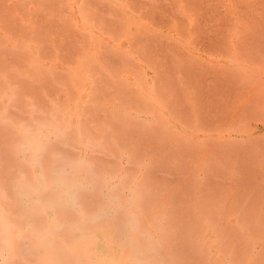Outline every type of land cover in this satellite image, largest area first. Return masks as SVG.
Instances as JSON below:
<instances>
[{"label": "rangeland", "instance_id": "obj_1", "mask_svg": "<svg viewBox=\"0 0 264 264\" xmlns=\"http://www.w3.org/2000/svg\"><path fill=\"white\" fill-rule=\"evenodd\" d=\"M15 59L16 65L12 61ZM20 59L21 63L24 62L21 66L19 63ZM3 64L6 65L4 66V70L1 68ZM8 65H10L8 70L11 69L10 71L12 73L14 71L11 75L7 74V69L5 71ZM37 67L41 71L38 70ZM31 72H33V75L37 74L38 76V73H40V75L37 78L36 75H34L35 79L33 80L34 76L31 75ZM19 74L22 75L19 76ZM23 75L24 77H22ZM23 78L32 82L25 81L28 85L34 84V86L39 88L36 87L34 91V86H31L33 90L28 86L30 88L28 89L26 87L27 84H24ZM15 81H19L18 84L23 81L18 87L22 86V88L24 87L23 89L27 88L29 93L31 90L34 91L33 94L35 96L37 95L36 97L31 96L33 95L32 93L26 95V90H23V93L20 88L24 94V98L22 95V97L18 96L16 100L21 101L19 98H23L24 101H28V105L24 102L26 107L25 104L22 103L25 109L23 105H21L23 107V112L19 111L22 109H20L21 106L19 105L21 102L17 104L20 107L16 105L19 109H17L16 106H12L17 103L15 102V97L17 98V91L20 90L14 91L18 88V84ZM50 83L52 86L49 88L47 86L51 85ZM0 84L4 85V87L0 86V105L2 106V108H0V110H2L0 112V128L3 130L2 132L0 129V132H2L0 134V139L2 140L0 141V151L5 152H3V157L6 156L9 158V155L11 156L12 153H15L13 146H15V144L20 145V143H18L19 137H17V140L14 138L16 135L19 136L22 130L26 129V122L28 121L29 123V120H32L31 117L37 116L39 112L43 115L49 113L57 114L65 105H68L67 107L65 106L68 110L71 109L70 106H74L75 108L69 111L72 117H75V119L78 117V119L73 122L77 126H71L74 130L80 126V128H83L82 126L86 124L87 127L85 126L84 128H86L85 130L90 134L97 130V132H95L96 135L100 132L102 133L100 136H106V138L103 136L106 140L103 137L100 138V136H95L96 139L94 140L91 136L95 133L91 136H89L90 134L87 132V134L85 133L82 135L83 138L85 137L84 140L88 146L86 147V145L83 144L84 147L82 152H77L85 159L88 157L89 160L92 153L94 156L98 157V155H102L101 153L108 154V152H110L109 158L112 160L115 153L114 151H116L115 148L127 142V139H129L128 137L132 139H129L131 142L129 141V145H127V147L125 146L126 148H116L119 151L120 160L116 161L118 158L116 159L114 157L116 160H113V162L116 161L117 164L109 160L117 166L120 165V170L118 167H114V169L120 171L117 172L113 169L114 165L112 164V166L109 162L111 166L108 167L117 172L112 178L111 184H116L123 174L127 177L129 176L127 168L125 169L123 166L125 167L127 159H133L132 156H137L135 159H139L138 161H140V163H136L135 159L132 163L131 161L128 163L132 164V166L138 163V165H141L138 166L140 171L136 174L137 178H133L135 174L134 176L131 175L133 177L130 176L133 178V186L135 184H140L137 183V181L139 182L140 179V181H142V178H140L142 173H145L144 176H146L145 179L142 175L144 181L147 180L149 174L148 172L146 173V169H148V166H152V163L149 164L152 161L150 160V156L153 154V157H156V155L158 156L160 153L161 156L163 155L162 157L171 155L169 153H163L164 150L166 152V149H164L165 147H162V144L166 146L163 142H166L168 146L170 145L169 148L174 144L173 148L170 149L166 146L168 148L167 150L172 149L173 151L175 149L174 151H176V153L179 152L178 154L185 153L184 156L192 153V149H190V153L186 151L183 152L187 147L183 146L181 148V146L177 145L178 140L180 145V139H177L175 135L177 133L178 138L181 136L186 142H194L195 145H198L193 146L194 148L190 147L193 148V150L197 148L195 150L196 155L200 152L198 147L200 149L203 148L201 150H203V154L205 153V155H212L213 157L216 155L214 159L217 161L216 166L217 164L219 166V169L217 168L219 170V188L223 195H226V200L231 198L235 208L234 217L244 220V224H240L239 227H243L241 232L243 234L242 238L247 240L251 246V262L252 264H264V0H0ZM40 86L42 87V91H40ZM123 86L126 88H123ZM15 87L17 88L14 89ZM115 88L116 91H114ZM128 88V93H130V89L131 91L134 89L133 91H135V93L138 91L134 97L136 100H138V97L140 101L143 100L140 102L141 104L144 101V105L150 102L151 105L149 104V106H151V110H153V107L158 108V113L163 117L162 120L160 119V121L156 123L153 119V111L152 113H148L149 107H145L146 109H144L146 111H143L144 109L141 107L143 105H136L138 101L135 100V103L134 99L132 100L134 105H132L133 102H131L130 99L134 94L131 93L128 94L127 97H124L126 93L125 90H128ZM98 89L103 90H100L99 93ZM72 90L74 94H72ZM37 91H40V93L35 94ZM52 92H55L53 93V97L55 96L59 99V96L62 95V97L60 96V100H65V102L61 101V103H59L60 101L58 100V104L56 103L58 107L54 109L46 104L47 102L50 105L49 100L52 98ZM95 93L102 95L101 97L104 99ZM116 93L118 96L114 95L113 97L112 94ZM70 94L73 95L71 99L75 97V102H71L73 100H68ZM106 94L108 97L105 96ZM39 95L41 98L44 97L43 101L39 99L41 101L40 104L42 102V104H44L46 101L45 104L48 106L47 108L51 107L48 109V112L46 110L47 108L45 109L46 106H43L44 108H42V106L40 109L38 108L39 103L37 102L39 101L36 102V100H38V97L40 98ZM88 96L90 98H95V96H97V98L100 97L99 101H97L98 99L94 100L98 103H101L100 100L102 99L103 105H101L103 107L100 106V108H102L103 111L99 107L96 109L100 110H98L100 116L99 113L94 114L96 115L95 117L89 114L88 110L90 107L92 106L90 109L92 110L98 106V103L96 102L95 104L92 98L90 99ZM116 96H120L121 98L123 96V101H126V99L130 100V102L126 101L125 104L123 103L122 105H126V108L129 107L128 110L125 109V107H123V109L122 106L120 108L118 107L122 102L117 100ZM32 97L35 99L34 102H32ZM76 97L79 98V100ZM109 97L112 98V101H114V99L117 101L111 102ZM88 98L92 101V105L88 104L90 103ZM107 99H110L109 102ZM10 100L11 102L14 101V103L12 104ZM85 100H88L87 103H85ZM35 102L38 105H36ZM93 104L95 107H93ZM130 105L134 106L135 109L131 108ZM137 106H140L142 110ZM85 107L86 109L89 107L86 111L88 113L84 112L85 109L82 110V112L86 115H81V109ZM35 108L36 112L33 113ZM26 109L29 113L26 111L24 112ZM42 109H44L47 114L45 111L43 112ZM9 110L10 113L7 112ZM92 111L93 113L97 112L95 110ZM117 111H120L119 114ZM106 112H112L109 114L111 115V120L114 118L116 119L118 116L117 119L119 121L116 122V125L124 120V122L122 121L121 123H123L127 129L124 128L125 126L123 125V127L121 123L119 124L123 127L121 128L119 126L122 132L119 133L115 131V133L117 132L116 134L118 135L123 133L124 135L122 134L123 136H121V138H119L120 135H116L118 139L127 137L125 134H128V128L131 133L133 130L130 128L134 129L135 132L137 127L140 128V125L145 124L148 128L146 126H144L145 128L142 127L143 129L140 130L138 128V131L142 130L141 132L144 136L142 138L146 139V137L150 136L151 134L147 136L149 132L154 135L163 133L162 137L161 135L160 137L162 139L165 138L164 140L159 138L158 135L156 136L159 139L156 138L157 142L160 143L156 144V147L159 145L164 150L160 148V150H162L159 153V149H157V154H154L155 150L150 151L152 146L155 148L153 144L157 143L156 141H153L154 143L152 142V140H154L152 139L153 136L148 137L149 140L148 138L146 140L140 138L142 142H144V140L147 142V140L150 141V139H152V146L148 145V147H151L148 148L147 146H142V144L140 145V147H147L146 149H149L147 150L149 152L144 153L145 149L142 150V147V149L137 148L138 151L141 150V152L139 151L141 156L144 154H151L150 156H146L149 158H144V156H142L144 160H141L138 158L140 157V155L138 156L140 153L135 149L140 140L137 142L134 138L136 141L135 143L134 139L131 138L132 136H130L134 133L132 132L128 134L127 141L122 139L124 143L120 140L122 142V144H120L121 142L116 139V137H113L115 135H112L114 130L111 129L113 132L108 131L110 130L109 124H111V121H104L105 119H102L106 116ZM116 112L118 114L117 116ZM34 114L35 116H33ZM40 116L42 115L40 114L38 117ZM81 116L84 117L81 119ZM13 117L14 119L18 118L22 121L18 123L17 119V121L14 120V122L12 120ZM27 117L29 120H27ZM88 117L91 118L88 121L97 119L95 120L96 123H98L97 121L101 118L103 121H101L100 124L105 127L104 130H101L103 127L100 125V128H102L99 129L101 131H98L96 128H99V125L97 124V126L95 121H91V125H87L88 123L86 122H88ZM111 117H113V119ZM126 118H128V121L130 119L131 121H133V119H139V123L141 121L143 122L138 126L139 123L133 121L134 127H136L134 128L132 126L133 124H130L131 121H129V123ZM24 119H26V121H23ZM83 120H86V122L84 123ZM125 121L128 122V125ZM82 122L84 125H81ZM114 124L115 122L113 120L111 126ZM152 124L156 128L158 126L161 128L162 125V127H164L163 132L162 129H159L161 130L159 133L156 132L159 127L157 130L155 129V131V127ZM1 125L5 127L10 126V130L3 126L1 127ZM93 125L97 126H95V130L91 132L88 131V127H93ZM91 127L89 130L93 129ZM116 127L117 126L113 129L116 130ZM41 128L51 130L53 126L52 124L42 123ZM118 128L117 130H119ZM124 129H126L125 132ZM166 130L171 133H167ZM4 131L10 135H5L7 133H4ZM144 131L146 133H144ZM107 132H109L111 136L106 134ZM141 132H139L140 135ZM154 132H156V134ZM172 132L175 135V139L173 138L174 135L172 139L169 137V134L172 135ZM139 133L138 136L141 137ZM144 134H146V136ZM107 135L110 136V138L108 137L110 142ZM136 135L134 134L133 136L137 137ZM4 136H13L12 140L9 139L13 143L17 141L18 144L14 143V145H9L10 140L8 141V137L3 139ZM76 137L78 138L77 135L73 138L77 139ZM75 139H72L74 143L77 142ZM101 139L107 144L114 141L112 144L115 145V148L113 149L114 146L111 144L112 148H107L105 142L103 143H105L106 147H103V143L101 142L103 140ZM116 141L119 142L117 143ZM185 141L184 143H186ZM4 142H6L5 145H7L8 142L10 147L8 145L7 147L4 146ZM172 142L174 143L172 144ZM181 142H183V140ZM200 144H204V146L200 147ZM110 145L108 147H110ZM186 145L190 146V143ZM191 145H193V143H191ZM133 146H135L134 149ZM69 147L73 150L72 153L75 154L76 152L74 151L76 150L72 149L71 146ZM128 147L136 151L134 152L131 150L132 152L129 153L130 149ZM176 147H179V149L181 148L182 150H180L182 152L177 150ZM93 148L97 154L99 153L98 155L94 154ZM98 148H105V152H98L96 150ZM69 149L68 151H71ZM127 149H129L128 152ZM111 150H114V153ZM21 151L22 150L17 152V155L16 153L14 156L12 155L13 158L11 156V160L8 159L10 162H8L6 167H8L9 173L6 171V168L4 169L1 167L3 160H6V162L8 160L5 159L6 157L2 160L0 159V174H2V172L4 174L5 172L6 175H9H5L2 178V174L1 178H5L4 180L7 179L4 182L11 179L9 181L10 183L7 182L10 185L13 183L12 180H14L15 174L19 171H25L23 170L24 168L27 169L26 165L23 166V163L20 162L22 161L20 158L22 154ZM142 151H144V154ZM89 152H92L91 156ZM136 152L138 154H136ZM67 153L69 154V152ZM78 153L75 155H78ZM176 153L174 152L171 157L174 155L176 156ZM164 154H167V156H164ZM94 156V160L91 158L92 160L90 161L93 163L98 162L97 164H99L103 163L105 157L108 155H104L105 157H103V155L102 157L99 156L101 162L96 161L100 158L97 159ZM174 157H172V161L175 159L173 164H177L178 167L181 163L182 166V159L181 161L179 159V162L175 163L177 159ZM0 158L2 157L0 156ZM16 158L19 163L16 161ZM102 158H104L103 162ZM158 158V160L157 157L154 158L157 162L152 161L154 165H157L156 163L159 165L158 161H160V157L158 156ZM163 159L164 158L161 159L162 162L160 161V167L164 168L168 164L167 161L170 158L167 160L164 159L167 163ZM184 159L186 160L187 158ZM14 160L17 162L15 164L18 165L16 166L12 163L16 167L14 168L13 165L9 167ZM134 162L136 163L135 165L133 164ZM141 162H143V164ZM104 163L106 166L103 165L102 167H106L110 170L107 167L106 160ZM161 163H163V165H161ZM169 163L172 162L169 160ZM130 164L126 167H132ZM204 164L205 163L201 166L205 167L206 165L204 166ZM154 165L152 166L153 168ZM190 165L191 164H189V166ZM2 166L4 165L2 164ZM157 166H155V168ZM167 166L165 167L166 169ZM169 166V172L165 173L166 176H168L167 178L163 177L165 179H159V176L155 174V176L158 177V181L166 179L169 181L171 175L168 174L170 171L173 170L172 172H174L176 169V167L173 169V166ZM20 167L24 168L21 170ZM136 167L137 166H135V168ZM19 168L20 170H18ZM132 168L133 170H130V172L138 170L134 167ZM163 168L160 169L162 170ZM178 168L180 169V167ZM178 168L177 170H179ZM12 169H14L12 171L14 175L10 174ZM105 170L106 169H103L105 175H108V170ZM154 170L151 169L149 173L152 172V174H154L156 171ZM14 171H16V173ZM157 171H159V169ZM164 171L165 170L161 171L162 173L159 171L161 175L163 174L162 176H165ZM152 174L151 176L149 175V177H151L150 180H147L149 184L153 178ZM10 175H12V177ZM156 177L155 179L153 178L155 182H157ZM144 181L141 183L143 184ZM4 182L2 180L3 184ZM173 182L171 181L172 184H174ZM152 183L148 185L145 182L143 185L144 187L147 185L153 186ZM157 183L159 184V182ZM167 183H162L161 181L160 186L164 184L163 187L166 190L172 188L170 184ZM178 184L181 186V183ZM176 185L177 184H174L175 188ZM5 186H7V184ZM148 186L146 188L152 191L153 187L148 188ZM144 187L143 189H145ZM173 188L171 193L169 192L171 189H168L169 191L167 192H169L170 195L174 193L172 197L175 198L174 195H176V190ZM146 191L145 189L144 192ZM141 194L142 193H138L134 199H137ZM238 231L240 232V230ZM238 241L240 240H237V243ZM258 254H262V257ZM258 257H261V259L258 260Z\"/></svg>", "mask_w": 264, "mask_h": 264}, {"label": "bare ground", "instance_id": "obj_2", "mask_svg": "<svg viewBox=\"0 0 264 264\" xmlns=\"http://www.w3.org/2000/svg\"><path fill=\"white\" fill-rule=\"evenodd\" d=\"M16 59L12 60L15 63V65H16V62H15ZM17 60H19V59H17ZM19 63L21 66V64L23 65L24 62L21 63V59H20ZM19 63H18V67H19ZM4 66H6V65L3 64V67L1 66V68H3V70H4ZM9 66L10 65H8L7 68H5V71L7 69V71L10 72V73L7 72V74L11 75L14 73V71L12 70L13 71V73H12L10 71L11 69L8 70ZM37 69L40 70L38 67H37ZM16 72H17V70H16ZM19 72H21V71H19ZM31 73H32L31 75H33V72H31ZM38 74L40 75V73H38ZM21 75L19 74V76H21ZM24 75L22 77H24ZM34 75H36V78L39 76V75L37 76V74H34ZM34 79H35V76H34L33 80ZM17 80H19V79H17ZM36 80H38V79H36ZM25 81L28 82L29 80L24 79V84L25 83L27 84L26 87L28 89H30L28 86H30V87L34 86V84L28 85V83ZM18 82H16V83L18 84ZM22 82L19 84L21 85ZM29 82H31V81H29ZM19 84L17 85V87L19 86ZM117 85H118V83H117ZM0 86L4 87V85H2V84H0ZM50 86H52V84L48 85L47 87L50 88ZM6 87H7V85H6ZM17 87H15L14 89H16ZM34 87H35V89H34V91H35L37 86H34ZM20 88L22 89V91L23 90L27 91V93L25 91L26 95L34 93V91H31V90H33V87H31L30 93L27 90V88L23 89L24 87L22 88V86L18 87L14 91H17ZM37 88H39V87H37ZM123 88H126V87L123 86ZM21 89L17 91V98L15 97V100L18 99V96L22 97V95L24 98V94H23L24 91L22 93ZM118 89H121V88H118ZM0 90H1V87H0ZM100 90H103V89H98L99 93H100ZM123 90H125V89H123ZM133 90L131 91V89H130V93H128L129 88H128V90H125L127 95L124 91V93H125L124 97H127L128 94H131V93L134 94L132 96L129 95L132 97V98L129 97V98H131L130 99L131 102H133L132 101L133 99H134V101L136 100L134 96H135V94L138 93V91H136V93H135V91H133ZM20 91L22 94L20 93ZM40 91H42V87H41ZM40 91H37V93H35V94L40 93ZM79 91H81V90H79ZM114 91H116V88ZM49 93H50V91H49ZM53 93H55V92H52V95H51L52 98L49 100L50 105L46 101L45 102L48 106H51L54 109V108L58 107L57 106L58 100L60 101L59 103H61V101L65 102V100H60L62 95H60L61 97L59 96V99H58V97L57 98L55 96L53 97ZM106 93H107V90H106ZM111 93H112V91H111ZM119 93H120V91H119ZM121 93H122V90H121ZM47 94H48V91H47ZM72 94H74L73 90H72ZM95 94L99 95L98 93H95ZM103 95H104V93H103ZM114 95H117V93L112 94L113 97H114ZM31 96H35V95L33 94ZM41 96H43V95H41ZM41 96H40V98L39 97L37 98L38 100H36V102L39 101V102H37V103H39V105L36 102H35V104L39 106L38 107L39 109L41 106H42V108H44L43 106H46L45 107V109H46L48 106L45 104V102H44L45 105L42 104L43 102L41 103L42 105L40 104V102L43 101V98H44V97L41 98ZM69 96H70V98L68 97L69 101L70 100H73L71 102L76 101L75 97L73 99H71L73 97V95L70 94ZM93 96H94V94H93ZM99 96L101 97L102 95H99ZM105 96H107V94ZM100 97L97 98V96H95V98L94 97H91V98H92V101H94L95 99L96 100L98 99L97 101H99ZM124 97L122 96V98H124ZM23 98H19L21 101L16 100L15 102H17V103H15L14 105H12L14 103V101L11 102V100H10V102L12 103V104L11 103L10 104L12 106H16L17 104H19V102H21L19 104L21 106V105L25 104L24 102H26L23 100ZM32 98H33L32 102H34L35 99H34V97H32ZM89 98H88V100L90 101V103H88V104L92 105V101L90 100L91 98L90 99ZM101 98H103V97H101ZM122 98L120 96L116 98L117 100L122 102L118 106L119 108L123 105V103L125 104L126 101L130 102V100H128V99H126V101H123ZM39 99H42V100L40 101ZM77 99L79 100V98H77ZM110 99H111V102H114L116 100V99H114V101H112V98H110ZM137 99L138 100H136V101H138V102L136 103V101H135V103H136V105H140L141 104L140 102L143 100L140 101L139 97ZM141 99H142V97H141ZM13 100H14V98H13ZM22 100H23V102H22ZM101 100H100L101 103H98L96 101L98 103L97 107H95V105L93 104L94 105L93 107H95V108H93L92 110H95L97 112L93 113V111L90 110L92 106L90 107V109L88 107V109L92 113L88 109H86V107H85V108L81 109V113H82L81 115H83L84 112H86L88 110V112H89V114H91V116L95 117L96 115H94V114H97V113H99V116H100V112H99L100 110L98 109L99 110L98 111L96 109L98 107L100 108V106L103 105V102ZM109 100H108V102H109ZM87 101L85 103H87ZM27 102H26V104L28 105ZM96 102H95V104H96ZM129 102H128V105H129ZM83 103H84V101H83ZM144 103H145V101L141 104L143 106H141V105L140 106L143 107V109L145 107H149L150 109L148 108V111H147L148 113L149 112L152 113V111H153V119L156 121V123H158L160 121V119L162 120L163 117H162V115H160L158 113V111H159L158 108L153 107L152 108L153 110H151V106H149V104L151 105V103L148 102L146 104L147 106L144 105ZM10 104H9V106H10ZM26 104H25V107H26ZM19 105H17V106H19ZM132 105H134V102L132 103ZM17 106H16V108H17ZM65 106L67 107L68 105H65ZM65 106L63 108H61L57 114H50V113L47 114L46 111L44 109H42L43 112L45 111V113L47 115H43L41 112H39L38 115L36 114L37 116H35V114H34L33 116H35V117H31L32 120H29L28 119L29 116H28L27 120H29L30 122L29 123H28V121L26 122L27 123L26 129L22 130L19 133L20 134L19 136L16 135V137H15V133H14V137H15L14 139L17 140V137H19L18 143H20V145L15 144V146H13L16 155H17V152H19L20 150H23L26 147V146H24V143L26 141L28 142L27 149H29L28 151H30V154L27 157V159L24 158L22 161H20L23 163V166L25 164L27 167V169L22 167V168H24L23 170H25V171L27 170V171L26 172L25 171H19L17 174H15L16 176H15V178L13 177L14 180H12L13 183L11 185L7 183L11 179L10 180L8 179L7 182H4L7 179L6 180H4L5 178L2 179L6 175L5 172L3 174V172L1 171L3 174L2 178H1L2 174H0V178H1L0 179V264H252V262H251V246L247 240L242 238L243 234L241 232L243 230V227H241V228L239 227L240 224H242V225L244 224V220L240 219V218L236 219L234 217L235 208H234V205L231 201V198L226 200L227 199L226 195H223L222 191H220V188H219V176H218L219 175L218 174L219 166H218V164L216 166L217 161L214 159V157L216 155L214 157L212 155H210V156L207 154L205 155V153L203 154V150H201L203 148L200 149L199 147H198V149L200 152L196 155L195 150L197 148L193 150V148H194L193 146H198V145L197 144L195 145L194 142H189V141L186 142L183 137H182L183 139L181 138V136H180V138H178V135H177L178 133L176 132L177 134H175V135L177 136V139H180V145H179V140H178L177 145L181 146V148L183 146L187 147V148L184 147L186 149L183 150V152L186 151V152L190 153L191 152L190 149H192V153H193V155H192V153H190V154H187L186 156H184L185 153H182L183 154L182 155L181 153L178 154L179 153L178 151H177L178 153H176V151H174L175 149L173 150L178 155V156L176 155L177 157L175 155H174L175 157L172 156V157L177 159V161L175 163H178L179 159H180V161L182 159V162L184 163V164L182 163V166L180 163V165L178 166V167H180V169H179L177 167V164H173V161L175 159L172 161L171 155H173L174 152L172 151V149L167 150L170 145L168 146L166 142H163L164 144H166V146H168V148H167L166 146H164L162 144V147L163 148L165 147L164 149H166V152L159 145H158L159 148L156 147V144H160L157 142L158 137H156V136L158 135L159 138H161L163 133L154 135L148 131L149 133L147 134V136L151 134L150 136H153L154 138L152 137V139H154V140L150 139V141H148L149 140L148 137H150V136H148V137H146V139L148 138V140L146 142L145 141L146 139L142 138V137H144L142 132H141L142 130L138 131L139 127H137V129H135V132L137 131L136 133L134 132V129L130 128L131 130H133L132 132H134V133L131 132L132 133V135H130V136H132L131 138H133V139L135 138L137 142L140 140V138L142 140L145 139L144 142H142L140 140L141 143L138 142L137 147L133 146V149H134V147H135V149H137V148L142 149L143 148L142 150L145 149V152L142 151V153L143 152L144 153L149 152V151H147L149 149H146V148L148 147V145L152 146V142L156 141L157 143L153 142L154 143L153 145L155 146V148L153 146L152 147L149 146V147H151L150 151L155 150L154 154H157V152H156V151H158L157 149H159V153L163 149L164 150L163 153L171 154L168 156H167V154H164V156H167V157H162L163 155L161 156V153H160V155L158 154V156L160 157V161L162 158H164L166 160L168 158H170L169 160L172 163H169V160H168L167 165L169 166V164H170L169 167L173 166V169H175L174 167H176V169L174 172H172L173 171L172 170L168 174V175H171L170 178L172 179L171 180L169 178V181H168V179H166L168 181V183L166 180H159L158 181V177H156V176H159V179H162L163 177H165V178L168 177L165 174V173L169 172L168 171L169 168L166 165V163H167L166 160L163 159L166 162V163L164 162V164L167 166V169L165 168L166 167L165 165H164L165 166L164 168L160 167V161H158L159 165H158V163H156L160 168H163L161 170L157 165H154V162H157V160L159 159L157 155H156V157H157V160H156V159H154L156 157H153V154H152V156H150L151 154L148 155V154L143 153L144 155H142V156H144V158L146 156H150V158H151L150 160L154 161V162L151 161L149 163V164L152 163V166L154 165V168H155V166H157L160 172L165 170L164 171L165 176H162L163 174L161 175L160 172L157 171L158 169L156 170L157 167L155 168V170L158 173L154 170V168L151 165H150V167L148 166V169H146L147 170L146 173L148 172V174L150 176L152 174V172L149 173V171H151V169L156 172V173L154 172V174H152L153 175L152 177L154 179L156 177L157 178L156 180H157V182H159V184L157 182H155V180L152 178L151 179L152 181H150V184L153 182L152 183L153 186H148L150 184L147 183V180L148 179L150 180L151 177H149V175L146 174V175H148L147 180L144 181L143 178L145 177V179H146V176H144L145 173H142V175L144 176L143 177L141 175V177H140V178H142V181H140L141 179L139 180V182L137 181V183H140V184H138V185L135 184L133 186V180L132 179L137 178L136 174H138V172L140 171V168H138V166H141V165H138L140 163V161H138L139 159L138 160L135 159L137 156L136 157L132 156L133 159H127L125 167L123 166V168H125V169L127 168L128 171L127 170L126 171L128 172L129 176L127 177L125 174H123V175H121V179H119V181L116 184H111V180L114 177V175L117 174V172H120V171H118V169L120 170V168H119L120 165L117 166V165L113 164V163L117 164L116 161L120 160V158H119L120 156L118 154L119 151L117 149L118 148L121 149L120 147H122V148L125 146L127 147V145H129L128 144L129 141L132 140V139H130V137H128V134H131L129 128H128L129 132L126 131V132H128V134H125V136L127 135V137L130 140L127 139V137L122 138L124 140H126V139L128 140V141L126 140L127 142H125V143L122 139H118L119 135H120L119 138H121V136H123L124 134L122 133L123 135L122 134L118 135V134H116L117 132L115 133V131H118L119 133H121L122 132L121 128H123L125 126L123 123H121L122 121L124 122V120H122L121 122H119L116 125V122L119 121L117 119L118 118L117 115L119 114L120 111H117L118 114L116 112V116H117L116 119L115 118L113 119V117H111L115 122L114 125L117 126L116 130L113 129L115 127L114 125H113L114 127L111 126L113 123V120L110 119L111 115H109V114H111L112 112H110V113L106 112L107 114H105L106 116H104L103 118L101 115V118L105 119L104 121H106V120L109 122L111 121L110 122L111 124H109L110 130H108V131L111 132L112 130H114V132L112 131L113 134L111 133L112 135H115L113 137L114 138L116 137V139H118L119 141L121 140L124 143L123 145H120V144H122V142L120 141L121 142L119 144L120 146H118V144H117L118 147H116L117 148L116 149L115 145L112 144V143H114V141L111 140L112 142L110 144L113 145L114 146L113 149L115 148V150H116V151H114V150H111V151L112 152L114 151L115 153L118 151L117 152L118 155L117 154L115 155V153L113 152L114 157L116 159L118 158L117 160L114 159V157L112 158V160H110V158H109L110 152H108V154L101 153L103 155V157L108 155L107 157H105L107 167L108 166L110 167L112 164L114 165V166L112 165L113 169L115 166L118 167V169H114L115 171H117V172H115L113 169H111L109 167L108 168L110 170H108L106 167H102L103 165H105V163H104L105 160L103 162L104 158H102V162L104 164L103 163L97 164L98 162L93 163L92 161H90L92 159L94 160V158H93L94 155L92 152H91L92 156H91V153L89 152V155L92 158L91 159L90 156L88 155L90 158L89 160H88V157H87V159H85L84 157H82V155H80V153L82 152L83 147H84L83 144L86 145V147L88 146V144L84 140L85 137L84 138L82 137V135H84L87 132V130H85L86 128H84L86 126V124H85V126H82L83 128H80L81 127L80 126L79 128H75V130H74V128H72L71 125L72 126L74 125L73 122H75L76 119H78V117H76V119H75V117H72V115L69 113V111L71 109H75V108H74V106H72L73 108L70 106L71 109L68 110V109H66ZM86 106H87V104H86ZM125 106H122V108ZM140 106H137V107L139 108ZM19 107L17 109H19ZM23 107H24V105H23ZM23 107L21 106L20 109L21 108L22 109L19 111L23 112ZM25 107H24V109H25ZM51 107L46 109L47 112H48V109H50ZM118 107H117V109H118ZM126 107H125V109L128 110L129 107L128 108H126ZM141 107L139 108L140 110H142ZM0 108H2L1 105H0ZM36 108L33 111V113L36 112ZM38 108H37V110H38ZM114 108H116V107H114ZM131 108L135 109L134 106H131ZM53 109H51V110H53ZM100 109H102V108H100ZM145 109L143 111H146ZM82 110H85V111L82 112ZM110 110H111V108H110ZM1 111L2 110H0V112ZM25 111L29 113V111L27 109L24 110V112ZM102 111H103V109H102ZM7 112L10 113V110ZM88 112H86V113H88ZM9 113H8V115H9ZM24 114H26V113H24ZM40 114L42 116L38 117ZM84 115H86V114H84ZM107 116H108L109 120H108ZM6 117H7V115H6ZM82 117H84V116H81V119H82ZM101 118L99 119V121H97L98 123H96V121H95L97 119L91 120V121H95L96 125L97 124L99 125V126L97 125L99 128H96V129H98V131H101V130L103 131L105 128L100 124V122L103 121V120H101ZM128 118H130V117H128ZM128 118H126V120ZM17 119H14V117H13L12 120L17 121ZM89 119H91V118L88 117L87 121ZM121 119H123V118H121ZM19 121H22V120L18 119V123H19ZM23 121H26V119H24ZM91 121L86 122V120H83L84 123L85 122L88 123L87 125L92 123ZM129 121H131V119ZM133 121L134 122L137 121L136 123H139V119H136V120L133 119ZM133 121H131V123L130 122L129 123L132 125ZM83 122L81 123V125H84ZM109 122H107V123H109ZM128 122H126V124ZM142 122L143 121H141L138 124V126ZM164 122L167 123L166 121H164ZM42 123L52 124L54 126L53 131H52L54 133V138H45V140L43 138L40 139L39 134H40L41 128H39V127H40V124H42ZM120 123L122 124V126L123 125L124 126L121 127L119 125ZM16 124H17V122H16ZM167 124H165V125H167ZM96 125H93V127L89 126L88 127L89 129H90V127L93 129H91V130L88 129V131L91 132V131L95 130ZM100 125L103 127V128L101 127L102 129L100 128ZM2 126L3 125H1V127ZM132 126L134 127L135 125L133 124ZM144 126H146V125L145 124L140 125L139 130L143 129L142 127H144ZM3 127H5V126H3ZM9 127L10 126L5 127V128H8V130H10ZM23 127H24V125H23ZM106 127H107V125H106ZM111 127H113V128H111ZM158 127H157L158 130L162 129V132H163L164 127H162V125H161V128H160V126H158ZM5 128H3V129H5ZM117 128L119 130H117ZM124 128H126V126ZM134 128H136V127H134ZM157 128L155 127L154 130L155 129L157 130ZM0 129L3 132L2 128H0ZM99 129H101V130H99ZM126 129H124V132ZM152 129H150V130H152ZM145 130H149V129H145ZM158 130L156 132L159 133L161 130H159V131ZM2 132H0V134ZM12 132H13V130H12ZM14 132H16V131H14ZM95 132H97V130L93 131L92 134H90L89 132H87V133H89L90 134L89 136H91ZM109 132H107L106 134L110 135ZM139 132H141V135ZM156 132H154V133L156 134ZM166 132L169 133L170 131L168 132V130H166ZM166 132H164V133H166ZM4 133H7V132L4 131ZM138 133L141 137L138 136ZM144 133H146V132L144 131ZM8 134L9 133H7L5 135H8ZM134 134L135 135L137 134L136 136L139 139L137 137H134L133 136ZM73 135H75V136L77 135L78 138L77 137H76L77 139L73 138V137H75ZM100 135H102V133L99 132V134L97 133V135L95 133L93 136H91V138L93 137V139L95 140L96 139L95 136L99 137ZM116 135H118V136H116ZM144 135L146 136V134H144ZM160 135H161V137H160ZM173 135H174L173 132H172V135L169 134V137H171L170 139H172ZM175 135L173 136L174 139H175ZM89 136H87V137H89ZM103 136H100V138ZM110 136L107 135V138L108 137L110 138ZM7 137H8V141L10 139L12 140V138H13V136L12 137L4 136L3 139H5ZM104 137L106 138V136H104ZM165 137H167V136H165ZM169 137H168V139H169ZM109 138H108V140H109ZM14 139H13V141H14ZM72 139L77 140V142L74 143L72 141ZM135 139H134V141H135ZM164 139L165 138H163L162 140H164ZM11 140L9 141L10 144L7 142V145L8 144L14 145V143H17V141H14V143H13ZM97 140H98V138H97ZM101 140H103V139H101ZM151 140H152V142H151ZM169 140H168V144H169ZM182 140H183V142H181ZM0 141H2V140L0 139ZM136 141H135V143H136ZM184 141L186 143H184ZM80 142H81V144H80ZM101 142L103 143L105 141L103 140ZM109 142H110V140H109ZM174 142H175V140H174ZM174 142H172V144ZM11 143H13V144H11ZM105 143L102 144L103 147L105 146ZM135 143H133V144L136 145ZM144 143H148V144H144ZM189 143H190V146L186 145ZM191 143H193V145H191ZM5 144H6V142H4L3 145L7 147V145H5ZM110 144L106 143L107 148H112V146ZM141 144H142V146L144 145L147 147L144 148L141 146L142 147L141 148L140 147ZM109 145H110V147H108ZM69 146H71L72 149L76 150V151H74V152H76L75 154L78 153L77 151H80V153H78V155L73 154L72 153L73 150H71V148ZM173 146H174V144L171 145L170 148H173ZM203 146H204V144H200V147H203ZM188 147H189V150H188ZM190 147H193V148H190ZM152 148H154V149H152ZM160 148H162V149L160 150ZM68 149L71 151H68ZM104 149L105 148H98L96 150L98 152H105ZM129 149H127V152L129 150V153H131L132 152L131 150H133V149H131V148H129ZM138 149H137V151H138ZM180 149H179V147L177 148V150H180ZM0 150H1V148H0ZM92 150L95 152L94 148ZM124 150H126V149H124ZM181 150H180V152H182ZM139 151L141 152V150H139ZM167 151H169V152H167ZM170 151H172V152H170ZM1 152H2V154H1ZM3 152L4 151H0V154H1L0 156L2 157V158H0L1 160L6 157V156L3 157V154L5 153V152L4 153ZM67 152H69V154ZM197 152H198V150H197ZM200 153H202L203 155ZM14 154L12 153L13 156H14ZM94 154L96 155L97 152H95ZM136 154H138V153L136 152ZM102 155L101 156L98 155V157H96V156H94V157L99 159L100 157H102ZM139 155H140V157H138V158H140L141 160H144L143 157L141 156V153L138 154V156ZM188 155H190V156H188ZM11 156L9 155V158L6 157L5 159L11 160V158H10ZM13 156H12V158H13ZM15 157H14V159H15ZM146 158H149V157H146ZM184 158H187V159L185 160ZM134 159H135L136 163L139 162L138 164H136L135 162L133 163L134 165L136 164L135 165V166H137L136 168H135V166H132V164L128 163L129 161H131V163H132L134 161ZM183 159H184V161H183ZM109 160L112 162H113V160H116V161H114L112 163ZM16 161L18 162L17 158H16ZM96 161L101 162V158L99 160H96ZM5 162H6V160H3L2 164L4 166H2V164H1V167L4 169L5 168L7 169L8 167H6V166H7L8 162H10V161L8 160L6 163ZM17 162H15V160L12 161L11 165L9 164L10 165L9 167H11L13 165L12 163H14V165L17 166L18 164H15ZM109 162L111 165L109 164ZM148 162H146V163H148ZM22 163H20V164H22ZM127 163L130 164L135 169H138V170H135L136 172L133 171L134 173L131 171L132 172L131 173L130 170H133V168L130 166L126 167L128 165ZM141 163L143 164V162H141ZM203 163H205L204 164V166L206 165L205 167H202ZM189 164H191V165L189 166ZM161 165H163V163H161ZM16 166H14V168ZM121 166H122V164H121ZM17 168H16V170H17ZM20 168L18 170H20ZM22 168H21V170H22ZM123 168H122V170H123ZM130 168H132V169H130ZM177 168L179 170H177ZM103 169L108 170L107 171L108 175H105ZM13 170L14 169L11 170L10 174H13L12 173ZM6 171H8V169ZM123 171L125 172V170H123ZM143 171H144V169H143ZM14 172L16 173V171H14ZM8 173H9V171H8ZM134 174H135V176H134ZM155 174H156V176H155ZM158 174H160V175H158ZM131 175H133L134 177ZM6 176H9V175H6ZM10 176L12 177V175H10ZM130 176L133 178H131ZM165 178H163V179H165ZM2 180H3L4 184L2 183ZM170 180L172 182L174 181L173 182L174 184H177L176 188H175L174 184L171 183ZM143 181H144V183L146 182V184H148L147 185L148 188L153 187L152 191H149L146 188L147 187L146 185H145L146 187H144V185H143L144 183L143 184L141 183ZM161 181H162V183L165 182L167 184H170V187H172V188L174 187L173 189L176 190V193H175L176 195H174L175 198L172 197L173 196L172 194H174V193H172L170 195V193L173 191L172 188H168L167 187L168 185L166 184L167 185L166 187L169 190L171 189V191H169L168 189L166 190L163 187L164 184L162 186H160ZM177 181H178V183H181V186H179L180 184H178ZM5 183L7 184V186H9V185L10 186L9 187L5 186L6 185ZM155 184H157V185H155ZM143 187L147 190L146 192H144L145 189H143ZM167 191H169L170 193ZM138 193L139 194L142 193V194L139 195V197L137 199H134ZM238 230H240V232ZM237 240H240V241H238V243H237ZM248 240H249V238H248ZM258 255H260V254H258ZM260 256L262 257V254ZM261 257H258V260H260Z\"/></svg>", "mask_w": 264, "mask_h": 264}, {"label": "crops", "instance_id": "obj_3", "mask_svg": "<svg viewBox=\"0 0 264 264\" xmlns=\"http://www.w3.org/2000/svg\"><path fill=\"white\" fill-rule=\"evenodd\" d=\"M53 126V125H52ZM72 126V125H71ZM73 126H77V125H73ZM42 127V124H41V126H40V128ZM54 127V126H53ZM53 131V129H51V130H46V129H40V134H39V137H40V139L41 138H43L44 140H45V138H54V133L52 132ZM47 134V135H46ZM28 143L27 142H25L24 143V146H26L21 152H22V154H21V156H20V158L23 160L24 158L25 159H27V157L29 156V154H30V151H28L29 149H27V147H28V145H27ZM25 165V164H24ZM26 172V171H25Z\"/></svg>", "mask_w": 264, "mask_h": 264}]
</instances>
